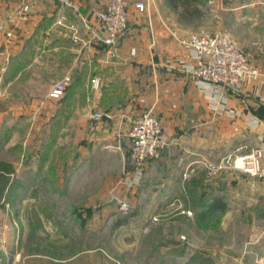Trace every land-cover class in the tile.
<instances>
[{"label": "crops", "instance_id": "crops-1", "mask_svg": "<svg viewBox=\"0 0 264 264\" xmlns=\"http://www.w3.org/2000/svg\"><path fill=\"white\" fill-rule=\"evenodd\" d=\"M67 1L71 6L0 0V152L16 151L21 163L12 175L18 170L25 177L12 179L8 187L51 193L50 204L36 196V207L43 209L108 210L115 197L147 187V206L184 207L197 221L250 217L251 228L238 238L244 246L228 254L227 264H264V182L252 188L251 177L231 169L203 180L205 174L217 175L214 168L229 155L264 150V70L236 88L199 81L190 75L194 57L181 43L201 32L193 22L206 20L223 32L243 27V37L257 36L263 46L259 0H209L208 10L202 0H135L147 3V9L130 4V27L113 56L101 42L76 43L72 31L57 24L65 15L84 40L91 30L104 37L95 11L110 0ZM248 42L243 39L247 47ZM67 76L64 96L51 98V87ZM147 112L163 122L166 144L139 173L131 161L129 133L133 120ZM20 203L28 204L27 198ZM208 207L213 209L204 217L193 210ZM256 207L258 217L250 211ZM99 221L88 216L83 224ZM118 222L115 227H123ZM34 257L47 256L0 249V264H33Z\"/></svg>", "mask_w": 264, "mask_h": 264}, {"label": "rangeland", "instance_id": "rangeland-1", "mask_svg": "<svg viewBox=\"0 0 264 264\" xmlns=\"http://www.w3.org/2000/svg\"><path fill=\"white\" fill-rule=\"evenodd\" d=\"M127 2L130 12V4L136 1ZM234 2L240 3L239 0ZM200 3L203 9L210 8L209 0ZM192 26L202 29L197 34L228 36L249 53L260 71L264 70V45L256 43L257 36L243 37V27H233L229 32H223L211 27L212 23L206 20L193 22ZM244 38L251 46L244 45ZM236 87L238 85L232 88ZM20 163L16 151L0 152V249L24 248L30 255L37 252L46 254L44 259L34 257L33 264H184L195 255L209 257L214 264H227L228 254L238 253L244 246L245 240L238 239L239 236L251 228L250 217L241 216L233 222L224 215L209 221H197L194 213L184 207L147 206L150 196L147 187L143 193L130 191L127 197H115L117 202L108 210L62 205L37 208L36 196L42 195L48 202L51 193H41L35 189L21 192L18 185L8 187L12 179L15 182L25 180L18 170L12 175L13 166L17 169ZM226 169L215 176L205 174L203 180L216 176L221 178L222 173H231L232 169ZM222 178L227 182L228 177ZM261 182L264 180L251 179L252 188ZM207 186L203 188L205 191L209 189ZM23 198H27L28 204L20 203ZM121 199L131 203L127 212L119 209L118 200ZM250 211L257 212L259 216L258 207ZM88 216L99 217L100 221L85 225L83 220ZM117 221H122L123 227H115Z\"/></svg>", "mask_w": 264, "mask_h": 264}, {"label": "built area", "instance_id": "built-area-1", "mask_svg": "<svg viewBox=\"0 0 264 264\" xmlns=\"http://www.w3.org/2000/svg\"><path fill=\"white\" fill-rule=\"evenodd\" d=\"M63 6H71L67 0H55ZM264 9V0H259ZM135 7L141 12L147 9V3L135 2ZM95 16L104 29L105 36L101 37L97 32L90 31L91 37L84 40L80 32L72 24H67V17L61 15L57 24L68 27L72 31L73 40L87 46L89 42H101L106 45L111 56L115 53L118 40L128 31L130 19L129 5L127 0H110L105 8L97 9ZM0 19V31L2 30ZM181 43L188 47L194 57V66L190 71L192 78L211 83L224 88H232L239 85L243 80H257L261 72L249 53L238 45L234 40L222 34H193L182 39ZM70 77H65L55 83L50 90V97L60 99L64 96ZM99 80H93L98 85ZM100 113H95L94 118H101ZM165 127L160 118L151 112L144 113L132 122L129 133L131 141V161L135 170L142 173L145 165L160 157L165 141ZM228 168L237 170L248 175L252 179L264 180V150L253 148L248 152H240L229 155L222 163L214 168L217 173ZM121 212H127L131 203L127 199L118 200ZM190 215L191 213L188 212Z\"/></svg>", "mask_w": 264, "mask_h": 264}, {"label": "trees", "instance_id": "trees-1", "mask_svg": "<svg viewBox=\"0 0 264 264\" xmlns=\"http://www.w3.org/2000/svg\"><path fill=\"white\" fill-rule=\"evenodd\" d=\"M212 209L213 208L208 207V208H203V209L196 208L193 210L196 211L197 213L201 212L203 214V217H204L205 214L210 213L212 211ZM202 214L200 216H202ZM117 224H120V222H118ZM188 264H214V263H213L212 259H210L209 257H205L203 255H195L191 258V260L189 261Z\"/></svg>", "mask_w": 264, "mask_h": 264}, {"label": "water", "instance_id": "water-1", "mask_svg": "<svg viewBox=\"0 0 264 264\" xmlns=\"http://www.w3.org/2000/svg\"><path fill=\"white\" fill-rule=\"evenodd\" d=\"M117 202V200L115 199L114 201H112L111 203H110V205H113V204H115Z\"/></svg>", "mask_w": 264, "mask_h": 264}]
</instances>
